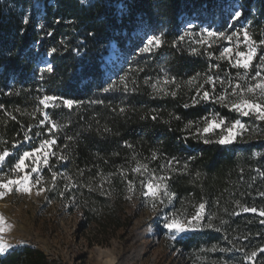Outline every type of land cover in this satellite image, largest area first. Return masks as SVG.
<instances>
[{
	"label": "trees",
	"instance_id": "16d2710c",
	"mask_svg": "<svg viewBox=\"0 0 264 264\" xmlns=\"http://www.w3.org/2000/svg\"><path fill=\"white\" fill-rule=\"evenodd\" d=\"M151 36L160 45L142 51ZM229 41L234 53L255 42L247 72L221 58ZM261 41L264 0H0V154L9 153L1 170L14 175L24 152L55 140L26 160L38 163L33 179L48 200L80 211L89 244L102 246L133 225L132 202L147 199L141 181L167 177L169 213L189 217L205 205L206 226L176 240L188 264L220 262L221 246L246 248L259 262L264 139L221 144L202 130L213 118H240L231 93L246 73L255 75ZM111 44L117 57L107 65ZM204 91L227 100L202 99ZM49 96L57 99L46 107L40 101ZM0 264L55 262L26 245L0 254Z\"/></svg>",
	"mask_w": 264,
	"mask_h": 264
},
{
	"label": "rangeland",
	"instance_id": "374dc122",
	"mask_svg": "<svg viewBox=\"0 0 264 264\" xmlns=\"http://www.w3.org/2000/svg\"><path fill=\"white\" fill-rule=\"evenodd\" d=\"M237 8L241 12L239 7ZM231 43L229 41V45L225 48L232 49V52L225 56L235 57ZM243 43L244 41L236 42L235 45L241 47ZM247 50L248 48L238 49L244 52ZM257 52L256 48V54ZM116 57V47L111 44L104 57L106 64L109 65ZM257 70L264 75V70L258 67ZM250 75L246 73L243 77L244 87L258 82L259 78L253 80L254 75ZM236 91L237 94L234 95L232 90L231 103L240 101L239 90ZM243 97L249 102L264 106V96H261L258 90L256 93L245 91ZM237 113L240 115L238 120L245 125V128L243 130L239 127L234 129L232 134L235 135V139L227 144L243 141L246 137L263 140L264 120L257 119V113L254 110L250 111L248 116ZM212 120L219 123L221 119L213 118ZM224 122L219 128L204 133L206 138L219 141L222 137L229 135L226 129L231 127L234 121L228 123L224 120ZM28 158L34 161V157L25 158V166L22 169H15L14 175L1 170L5 159L0 162V182L19 181L18 184L9 186L11 191L0 189V192L5 193L0 198V216L4 218L2 225L4 231L0 232V243L9 246L3 254L29 245L45 252L55 264H188L185 252L176 248V240L187 237L206 226L205 208L202 210L199 222L193 221L192 230L175 233L164 227L166 218L178 217L186 222L196 215L199 208L192 216L185 217L182 213H169L167 202L160 203L157 200L154 208L151 198L140 202L134 200L131 207L139 214L128 231L112 239L109 245H91L86 239L88 230L83 229L84 219L81 212L76 211L72 214L62 203L48 200L45 187L38 185L33 179L35 172L32 169H38V163L33 165L32 162L27 163ZM26 175L29 177L27 183L23 180ZM24 187H28L30 191H23ZM220 249L223 257L220 262L213 264H243L241 259L244 256L246 264H264L262 258L255 263L254 256L251 252H247L246 248L234 252L236 254L223 246Z\"/></svg>",
	"mask_w": 264,
	"mask_h": 264
},
{
	"label": "snow or ice",
	"instance_id": "6c2138e0",
	"mask_svg": "<svg viewBox=\"0 0 264 264\" xmlns=\"http://www.w3.org/2000/svg\"><path fill=\"white\" fill-rule=\"evenodd\" d=\"M83 2V0H82ZM241 12L237 11L235 13L234 18L238 19L241 16ZM25 23H27L28 21L25 20ZM207 35L209 37L212 36H216V35H220L223 36V33H216V32H212V31H208ZM239 33H233L232 36H228L226 37L228 40H231L233 36H238ZM243 35L245 37V40H250L249 37V33L247 30H243ZM181 39H183V37H181ZM206 41H201V43H205ZM261 43H264V41H261ZM160 45V39L159 37L156 36H151L148 37L147 42L145 44V47L142 49V51H150L151 47H158ZM255 42H251L247 45V52L244 51H236L235 52V58H234V63H233V57L232 56H225V54L227 53H231L232 49L230 48H225L223 50V52L221 53V58H227L229 60L230 63H232L233 67L236 68H242L245 70V72H247L250 68L253 67L252 61L256 58V47L254 46ZM56 51L55 48L51 49V53H54ZM261 63L259 66H257L259 69L264 70V57H261ZM47 71L51 72L52 71V67L49 65L47 68ZM259 78V79H258ZM253 80H257L258 82L254 83V84H250L246 87L242 86L241 84L237 83L234 88H233V94H237L236 90H239V95H240V101L239 102H233L230 104V107L237 111L240 112L243 116H248L250 114V111L254 110L257 113V119L260 120H264V106L260 105L259 103H252L249 102L247 99H244L243 97V93L246 91L248 93H256L257 90L259 91V94L261 96H264V75H262V72L260 70H257L255 72V75L252 77ZM206 83H212L213 84V88H214V84L215 81L213 80L212 77H208L206 80ZM221 83H223V81H221ZM230 87H232V85H229ZM107 90V89H105ZM174 95V93H173ZM197 95L199 96L200 93L199 91L197 92ZM202 99L208 100V99H214L216 102H224L227 100V96L226 95H221V96H210L208 91H204L203 95L201 97ZM57 99V97H45L44 99H42L40 101L41 104H45V101H55ZM194 103L198 102L195 98L193 100ZM73 101L71 100H65L64 104L67 105L69 108L73 105ZM45 106L47 107V105L45 104ZM187 107V105H185ZM47 114L45 113V120H47ZM41 123H44V121H41ZM224 120L221 119L219 121V123H216L215 120L212 121H206L207 126L203 128L202 132L203 133H208L210 131H212L214 128H219L222 124H224ZM53 127H55V124H53ZM237 127H239L241 130H243L245 128V125L243 123H241L240 120H235L232 123V126L227 128L226 131L229 133V135L222 137L219 140V143L221 144H227L230 143L232 140L235 139V135H233V130L236 129ZM25 139H30V137H28L27 135L25 136ZM207 142V141H205ZM55 144V140H50V141H45L44 144L41 145V148L45 147L46 145H52ZM41 148H37L35 150H33V152H24L23 155L20 157L19 161L16 163L15 165V169H22L25 165H24V160L27 157H30L32 155H34L35 152H39L41 150ZM9 153L8 152H4L3 154H0V162L4 161L5 157L8 156ZM52 155H55V153H52ZM44 163L47 164L48 160L47 158L44 159ZM171 163V162H169ZM146 169V166H145ZM38 169L37 168H33L32 171L36 172ZM133 171H140V168H136ZM55 173L53 174V179H55ZM29 177L26 175L23 177V180L25 181V183H27ZM167 179V177H156L155 174L153 173L152 178L148 181H141V186L143 187L144 191L142 192V195L145 198H151V200L154 202L153 203V207L155 208V201L159 200L160 203H164V199L162 197H167L169 200L171 199V195L168 191H167V187L166 185L162 188V182L165 181ZM159 180L161 181V183H156L155 181ZM19 181L16 180H8L6 183L5 182H0V189H7L8 191H11L12 189L9 187L12 184H18ZM37 183H39V181H37ZM20 190V189H17ZM129 190L133 191V185L132 182L129 181ZM23 191H30V189L28 187H24ZM162 193V195H161ZM4 192H0V198H2L4 196ZM205 205L204 204H200L199 205V210L196 212V215L191 217L190 219H188L186 222L184 220L179 219L178 217H172V218H166V223L164 224V227L169 229L170 231H173L175 233H183L189 230H192L193 228V221H197V223L199 222V219L201 218V213L202 210L204 209ZM244 211H251V212H257L256 208H245ZM260 216H264V211H260L259 212ZM262 223H264V221H261ZM4 224V218L2 216H0V232L4 231V227L2 226ZM174 238V237H173ZM7 245L0 243V254H3L6 249H7ZM261 251H264V249H261ZM256 253L253 252L252 256H255Z\"/></svg>",
	"mask_w": 264,
	"mask_h": 264
}]
</instances>
